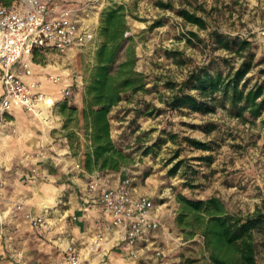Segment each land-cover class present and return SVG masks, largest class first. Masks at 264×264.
<instances>
[{
  "label": "rangeland",
  "instance_id": "1",
  "mask_svg": "<svg viewBox=\"0 0 264 264\" xmlns=\"http://www.w3.org/2000/svg\"><path fill=\"white\" fill-rule=\"evenodd\" d=\"M120 1L128 10V25L135 30L136 70L146 75L147 91L129 94L128 99L113 110L112 134L116 143L132 154V163L124 169L125 176L131 178L137 191L146 193L144 195L150 197L157 208L161 206L163 215V227L153 235L158 239L155 247L162 252L161 256H155L154 250L149 249L131 262L208 264L202 239H183L175 225V194L179 192L195 199L219 197L228 212L238 216L250 215L260 207L264 201V111L257 118L245 113L242 119L229 112L227 102L207 114L188 109L171 110L166 102L177 89L171 88V84L184 82L195 69L221 70L228 76L250 61L251 69L241 84L245 82L248 89L264 84V0ZM158 1L172 9H161ZM2 4L4 0H0ZM180 9L204 19L207 28L185 23L176 13ZM157 23L162 25L154 27ZM191 32L196 33L198 39L193 38ZM216 33L237 41L245 40L248 45L242 51L236 50L237 45L227 50L216 42ZM94 52L89 48L74 58L50 53L42 60L39 57L37 64L49 72L59 71L65 83H84L94 64ZM82 88L83 85H72L71 95L61 98L59 104L67 100L80 106L75 100L78 96L80 100ZM216 97L221 102L220 94ZM140 111L145 115L138 118ZM149 113L153 114L149 116ZM9 120V117H0V214L8 211L13 218L23 207L21 204L13 210L9 207L17 189L15 178L20 171L29 176L36 173L15 164L17 153L10 151L3 140ZM187 139L206 143L211 150L196 149ZM150 147L155 153L146 155ZM78 150L74 144L73 156ZM178 164L179 168L172 175L171 170ZM187 181L193 189L184 186ZM29 225L42 243L53 241L49 223L48 229H43L29 219ZM12 231L10 222L0 221V247L13 241ZM255 241L256 264H264V232L256 230ZM65 261L63 264H67Z\"/></svg>",
  "mask_w": 264,
  "mask_h": 264
},
{
  "label": "trees",
  "instance_id": "2",
  "mask_svg": "<svg viewBox=\"0 0 264 264\" xmlns=\"http://www.w3.org/2000/svg\"><path fill=\"white\" fill-rule=\"evenodd\" d=\"M10 3L11 0H4V5ZM157 6L172 9L160 1ZM176 13L189 25L199 29L208 26L204 19L187 9H180ZM127 16L128 10L124 4H112L101 12L94 64L84 81L80 106L64 100L57 108L63 117V136L71 150L75 144L76 149L82 152L81 167L87 173L112 174L132 163V154L113 141L110 124V113L114 107L128 99L129 94L147 91L146 75L136 70L135 36L130 33ZM161 25L157 23L154 27ZM215 35L216 42L227 50L237 45L236 50L242 51L248 45L245 40ZM191 36L198 39L196 33L191 32ZM43 56L35 51L34 59L38 63L39 57L42 60ZM250 69V61L244 62L228 76H224L221 70L195 69L184 82L171 84V88L177 89L166 106L175 111L188 109L207 114L215 112L219 104L223 106L227 102L229 112L234 116L243 119L244 114L248 113L250 117L257 118L264 111V84L250 89L245 82L241 84ZM218 94L221 102L216 97ZM187 140L196 149L211 150L206 143ZM152 153H155L153 147L145 152L146 155ZM178 168L179 164L175 165L171 174H175ZM184 184L188 189L194 188L188 181ZM175 201L176 227L185 240L202 239L208 264H256L255 231L264 232V201L247 216L231 214L216 196L195 199L178 192Z\"/></svg>",
  "mask_w": 264,
  "mask_h": 264
},
{
  "label": "crops",
  "instance_id": "3",
  "mask_svg": "<svg viewBox=\"0 0 264 264\" xmlns=\"http://www.w3.org/2000/svg\"><path fill=\"white\" fill-rule=\"evenodd\" d=\"M49 3L76 7L83 4L84 0H49ZM112 4L123 3L120 0L109 3L95 0L88 9L90 16L87 23L91 24L96 33L101 12ZM129 28L130 33L135 36V30L130 26ZM54 72L57 71L49 72L44 67H36V77L43 82L44 91L53 97L57 105L62 98L60 89L63 85L75 84L80 87L84 83H65L59 76V71L58 74ZM47 74L57 77V83L48 82ZM75 103L80 104L79 96ZM57 108L58 105L47 114L49 123L22 109H13L4 115L10 120L6 123L8 128L3 140H6L10 151H16L15 164L35 170L36 175L29 176L23 171L19 172V176L15 178L17 189L11 196L9 207L11 210L18 204L23 207L15 212L13 218H10L8 211L0 214V221L10 222L13 230L10 234L13 241L0 247V264H63L68 245H73L79 253L80 264H132L121 243L119 231L112 227L110 218L98 203V194L87 188L89 173L81 167L82 152L78 151L73 156L63 136V117ZM113 110L110 113V124ZM144 115L140 111L138 118ZM111 137L116 143L112 126ZM8 164L11 166V163ZM124 169L125 167L112 173L117 181L126 177ZM137 193L146 194L139 191ZM160 208L158 206L157 214L163 223ZM176 210L177 208L173 215ZM30 216H44L47 219L52 242L42 243L37 238L29 225ZM98 233L104 237L101 244L95 242ZM153 242L157 244L158 239L153 237ZM14 247L18 249H13Z\"/></svg>",
  "mask_w": 264,
  "mask_h": 264
},
{
  "label": "built area",
  "instance_id": "4",
  "mask_svg": "<svg viewBox=\"0 0 264 264\" xmlns=\"http://www.w3.org/2000/svg\"><path fill=\"white\" fill-rule=\"evenodd\" d=\"M94 1L84 0L76 7L50 4L49 0H13L9 5H0L1 118L13 109H22L41 121H49L47 114L56 101L36 77V67L42 66L34 59L35 51L74 58L89 48L95 50L97 33L87 23L88 9ZM46 80L57 83L58 78L47 74ZM60 93L63 99L69 97L71 85H63ZM88 178L87 188L98 194V203L112 227L119 231L128 258L138 259L141 252L149 249L154 250L155 256H161L153 235L163 225L153 200L137 193L129 177L117 181L112 174L93 172ZM30 222L48 229L44 216H30ZM95 238L97 244L104 240L101 233ZM65 260L67 264H80V255L73 245L65 248Z\"/></svg>",
  "mask_w": 264,
  "mask_h": 264
},
{
  "label": "bare ground",
  "instance_id": "5",
  "mask_svg": "<svg viewBox=\"0 0 264 264\" xmlns=\"http://www.w3.org/2000/svg\"><path fill=\"white\" fill-rule=\"evenodd\" d=\"M49 123V122H48Z\"/></svg>",
  "mask_w": 264,
  "mask_h": 264
}]
</instances>
